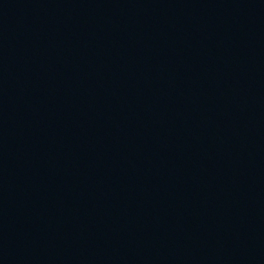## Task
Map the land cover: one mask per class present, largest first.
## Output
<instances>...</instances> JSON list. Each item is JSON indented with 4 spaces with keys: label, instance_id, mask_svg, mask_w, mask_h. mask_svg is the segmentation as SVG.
Here are the masks:
<instances>
[{
    "label": "water",
    "instance_id": "water-1",
    "mask_svg": "<svg viewBox=\"0 0 264 264\" xmlns=\"http://www.w3.org/2000/svg\"><path fill=\"white\" fill-rule=\"evenodd\" d=\"M0 264H264V0H0Z\"/></svg>",
    "mask_w": 264,
    "mask_h": 264
}]
</instances>
